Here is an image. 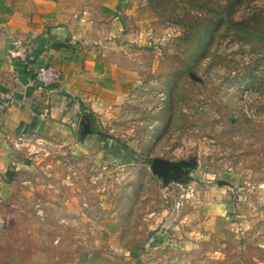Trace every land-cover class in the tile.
I'll return each mask as SVG.
<instances>
[{"label": "rangeland", "instance_id": "374dc122", "mask_svg": "<svg viewBox=\"0 0 264 264\" xmlns=\"http://www.w3.org/2000/svg\"><path fill=\"white\" fill-rule=\"evenodd\" d=\"M75 2L114 77L0 174V264H264V0Z\"/></svg>", "mask_w": 264, "mask_h": 264}, {"label": "crops", "instance_id": "0c3cea01", "mask_svg": "<svg viewBox=\"0 0 264 264\" xmlns=\"http://www.w3.org/2000/svg\"><path fill=\"white\" fill-rule=\"evenodd\" d=\"M79 9L75 0H0V96L15 100L0 114L2 177L19 171L34 142L82 129L88 105L112 75L105 71L111 62L89 46L95 28ZM44 64L60 70L58 85L36 81Z\"/></svg>", "mask_w": 264, "mask_h": 264}, {"label": "built area", "instance_id": "2783aa9c", "mask_svg": "<svg viewBox=\"0 0 264 264\" xmlns=\"http://www.w3.org/2000/svg\"><path fill=\"white\" fill-rule=\"evenodd\" d=\"M35 79L41 85H58L61 82L62 73L53 64H44L39 66ZM14 101L10 94H1L0 114L11 109Z\"/></svg>", "mask_w": 264, "mask_h": 264}, {"label": "water", "instance_id": "95a60500", "mask_svg": "<svg viewBox=\"0 0 264 264\" xmlns=\"http://www.w3.org/2000/svg\"><path fill=\"white\" fill-rule=\"evenodd\" d=\"M88 117L86 118V120H82L81 121V127H82V129L84 130L83 131V133L86 135V134H88L89 132L91 133V131H92V127H91V123L90 122H88ZM160 163L162 162V161H159ZM157 161H155L154 162V164H153V168H154V170H156V166H157Z\"/></svg>", "mask_w": 264, "mask_h": 264}, {"label": "trees", "instance_id": "16d2710c", "mask_svg": "<svg viewBox=\"0 0 264 264\" xmlns=\"http://www.w3.org/2000/svg\"><path fill=\"white\" fill-rule=\"evenodd\" d=\"M90 115H91V121H92V119L94 118V114H91V113H90ZM91 127H92V129H94V128H93V125H92ZM118 146H120V145H119V144H116V145H115L116 153H117V154H121V149H120V147H118ZM126 148H127V147H126L125 145H123V149H124V150H127ZM8 175H9L11 178H10V177L7 178L6 182H11L12 179H13V175H14V174L11 173V172H8Z\"/></svg>", "mask_w": 264, "mask_h": 264}]
</instances>
